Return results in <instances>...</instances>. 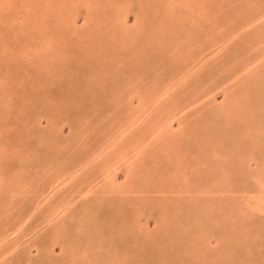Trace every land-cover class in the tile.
<instances>
[{
    "label": "rangeland",
    "instance_id": "rangeland-1",
    "mask_svg": "<svg viewBox=\"0 0 264 264\" xmlns=\"http://www.w3.org/2000/svg\"><path fill=\"white\" fill-rule=\"evenodd\" d=\"M0 264H264V0H0Z\"/></svg>",
    "mask_w": 264,
    "mask_h": 264
}]
</instances>
